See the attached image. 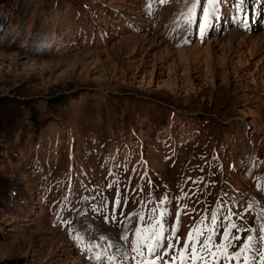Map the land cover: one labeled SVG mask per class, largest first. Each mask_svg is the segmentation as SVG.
Wrapping results in <instances>:
<instances>
[{
    "label": "rangeland",
    "instance_id": "rangeland-1",
    "mask_svg": "<svg viewBox=\"0 0 264 264\" xmlns=\"http://www.w3.org/2000/svg\"><path fill=\"white\" fill-rule=\"evenodd\" d=\"M197 2L0 3V264H138L162 212L201 244L217 209L214 246L229 211L235 251L264 235V201L242 209L264 175V31L221 0L201 35Z\"/></svg>",
    "mask_w": 264,
    "mask_h": 264
},
{
    "label": "snow or ice",
    "instance_id": "snow-or-ice-1",
    "mask_svg": "<svg viewBox=\"0 0 264 264\" xmlns=\"http://www.w3.org/2000/svg\"><path fill=\"white\" fill-rule=\"evenodd\" d=\"M200 0H198L197 5L189 9L188 15L192 17L193 22L196 21L197 15L195 12L196 7L199 5ZM203 8L199 14V32L201 35L211 26L213 18L218 19L220 13L221 0H203ZM248 4L249 0H231L232 13L231 19L234 22H240L242 19L245 23H248ZM111 187V185H109ZM120 203L119 199V189H117V197L115 205L118 206ZM220 210H214L211 217V222L213 225L212 233L200 243L202 229L196 227L192 229L187 237L184 239L183 249L179 250L176 254L171 257L170 264H200L201 261L207 262L209 257L212 258V264H219L221 258L224 259V264H228L229 260L236 259L239 260L241 256L245 257V264H247L248 256L247 253L252 248V237L249 236L243 243L242 247L234 256H225L224 250L231 244L232 240L241 239L240 235H232V230L236 229L239 233L240 229L236 228V225L231 222L232 213L224 217L225 221H228V226L224 228V233L222 237V242L218 246H214L212 241L216 234V225L218 222V212ZM115 212V208L113 209ZM165 213L160 214V218L155 220L151 230L147 229V226L137 228L135 238L133 240V251H138L142 244H147L148 254L150 257H155L156 259H161V252L163 256H168L169 251L174 248L173 237H176V243L179 244L180 239L177 235V229L173 228L172 236H167V228L164 227ZM179 216V211L177 217ZM143 221V217H141ZM126 239V237H125ZM264 239V236L261 237ZM151 241L150 243H148ZM166 243V246H165ZM115 247V245H112ZM121 255L126 259L127 254L122 249H117ZM100 259V258H98ZM100 264H103L102 260ZM146 264H155V260H149ZM162 264H169V261L163 260ZM260 264H264V256L261 257Z\"/></svg>",
    "mask_w": 264,
    "mask_h": 264
},
{
    "label": "bare ground",
    "instance_id": "bare-ground-1",
    "mask_svg": "<svg viewBox=\"0 0 264 264\" xmlns=\"http://www.w3.org/2000/svg\"><path fill=\"white\" fill-rule=\"evenodd\" d=\"M196 49H198V50H199V48H198V47H197ZM198 50H197V51H198ZM196 53H197V52H195V53H193V54H196ZM191 55H192V54H191Z\"/></svg>",
    "mask_w": 264,
    "mask_h": 264
},
{
    "label": "trees",
    "instance_id": "trees-1",
    "mask_svg": "<svg viewBox=\"0 0 264 264\" xmlns=\"http://www.w3.org/2000/svg\"><path fill=\"white\" fill-rule=\"evenodd\" d=\"M3 2V0H0V3Z\"/></svg>",
    "mask_w": 264,
    "mask_h": 264
}]
</instances>
